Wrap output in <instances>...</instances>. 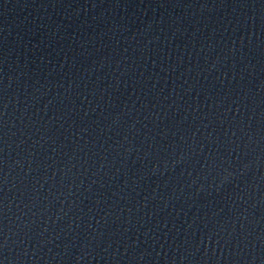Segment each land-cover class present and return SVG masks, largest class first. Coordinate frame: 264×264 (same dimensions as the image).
Masks as SVG:
<instances>
[{"label":"water","instance_id":"water-1","mask_svg":"<svg viewBox=\"0 0 264 264\" xmlns=\"http://www.w3.org/2000/svg\"><path fill=\"white\" fill-rule=\"evenodd\" d=\"M0 264H264V0H0Z\"/></svg>","mask_w":264,"mask_h":264}]
</instances>
